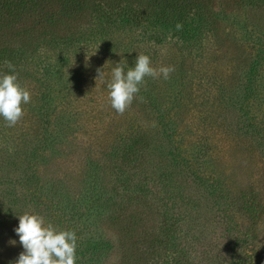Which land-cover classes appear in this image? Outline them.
Instances as JSON below:
<instances>
[{
	"label": "rangeland",
	"instance_id": "rangeland-1",
	"mask_svg": "<svg viewBox=\"0 0 264 264\" xmlns=\"http://www.w3.org/2000/svg\"><path fill=\"white\" fill-rule=\"evenodd\" d=\"M199 18L190 49L151 42L152 66L174 71L145 77L123 114L98 74L107 80L144 44L131 57L130 44H116L110 57L101 41L97 59L53 80L44 46L29 56L18 79L30 102L14 126L0 119V264L23 251L14 228L25 212L75 231L83 249L106 243L96 264H121L119 224L136 220L145 238L167 239L166 219L179 226L182 254L159 245L145 257L152 250L141 245L137 264H264V0H213ZM138 137L147 142L123 164L121 148Z\"/></svg>",
	"mask_w": 264,
	"mask_h": 264
},
{
	"label": "trees",
	"instance_id": "trees-1",
	"mask_svg": "<svg viewBox=\"0 0 264 264\" xmlns=\"http://www.w3.org/2000/svg\"><path fill=\"white\" fill-rule=\"evenodd\" d=\"M212 1L0 0V71H9L7 61L15 66L18 75L23 74L24 66L30 61L29 56L35 55L36 51L43 46L47 56L41 69L46 73L48 80H53L61 72L71 69L72 63L80 68L85 62L90 63L97 59L93 54L94 51L99 50L103 53L105 49L110 57H114L118 51L116 44L119 47L130 44L125 46L124 50L128 57L133 56L128 52L129 49H135L138 43L146 47L138 46V54L151 55L154 50L150 44L157 41L170 40L177 46L190 49L200 37L202 28L204 29L202 18L199 16L211 10ZM240 1L247 5L248 0ZM177 23L182 25L179 31L175 27ZM124 31L129 33V43L115 39L117 33ZM101 41L105 42L104 49L101 48ZM134 60L135 58L132 57V61L127 62L130 67L133 66ZM78 69L73 71L76 72ZM59 85L57 88L62 89ZM146 142L145 138L138 137L125 144L121 148L122 163L132 165L138 149L142 148ZM215 191L213 184L210 192L213 197L219 199ZM135 217L137 218V215L133 218ZM130 224L126 227L119 224L116 227L120 230L118 244L122 252L121 264H137L139 256L142 255L139 253L141 245L152 250V253L148 249L144 250L145 257L150 254L155 255L153 249L159 245L162 248H175L178 254H182L178 249L177 236H174L179 228L175 222L169 219L164 222L162 227L164 233L173 231V236L163 234L168 237L167 239H162L155 234L145 238L138 232L139 221L132 220ZM140 230L143 229L140 228ZM89 242L92 247H87L88 244L84 249L77 244L76 264L97 263L99 256L97 251L103 249L106 243ZM84 243L86 244L87 241Z\"/></svg>",
	"mask_w": 264,
	"mask_h": 264
},
{
	"label": "clouds",
	"instance_id": "clouds-1",
	"mask_svg": "<svg viewBox=\"0 0 264 264\" xmlns=\"http://www.w3.org/2000/svg\"><path fill=\"white\" fill-rule=\"evenodd\" d=\"M175 27L179 31L182 25L177 23ZM6 63L9 71H0V119L12 127L24 115L23 106L30 102L31 94L20 84L15 66L11 62ZM173 71L172 66L154 68L148 55L138 54L133 66L130 67L126 60H120L111 67L107 80L101 71L98 78L108 89L111 107L118 114H123L140 92L145 77L155 79L162 76L166 80ZM17 217L18 226L14 232L23 251L11 264H76L75 231L58 228L35 212H25Z\"/></svg>",
	"mask_w": 264,
	"mask_h": 264
}]
</instances>
